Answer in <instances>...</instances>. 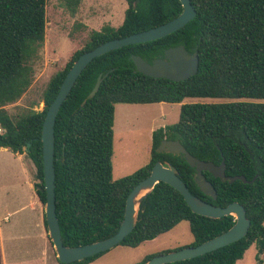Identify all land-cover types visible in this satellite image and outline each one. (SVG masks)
<instances>
[{
    "label": "trees",
    "instance_id": "trees-1",
    "mask_svg": "<svg viewBox=\"0 0 264 264\" xmlns=\"http://www.w3.org/2000/svg\"><path fill=\"white\" fill-rule=\"evenodd\" d=\"M127 1L122 23L91 31L86 45L51 77L43 94L44 108L14 116L6 106L19 101L34 81L45 42L47 0H0V126L5 130L0 134V149L26 152L32 159L37 179L34 186L43 205L47 201L43 123L73 63L84 52L108 40L158 26L183 11L180 0H139L137 5L136 0ZM191 1L197 15L183 28L94 58L60 108L55 123L54 165L56 211L65 245H84L114 235L124 219L131 190L150 174L157 161H168L194 195L222 207L235 201L241 203L251 226L247 235L236 242L167 264H236L254 243L259 252L264 251V0ZM64 2L75 14L81 0ZM180 44L199 54L195 75L172 81L135 70L132 54L151 61L165 49ZM99 75L104 76L99 90L83 103ZM187 98L230 101L184 103L176 123L153 130L149 163L113 180L115 106L182 103ZM164 138L181 141L199 159L218 165L224 159L228 176L244 175L254 181L231 183L204 171L217 191V198L205 195L196 182V169L182 155L159 150ZM183 221L190 225L194 236L190 245L194 246L228 230L235 218L197 214L177 189L159 182L142 201L136 227L119 245L137 248ZM169 251L146 255L135 264H144ZM106 252L69 264H89ZM57 261L65 264L58 258ZM0 264H3L1 243Z\"/></svg>",
    "mask_w": 264,
    "mask_h": 264
},
{
    "label": "rangeland",
    "instance_id": "rangeland-1",
    "mask_svg": "<svg viewBox=\"0 0 264 264\" xmlns=\"http://www.w3.org/2000/svg\"><path fill=\"white\" fill-rule=\"evenodd\" d=\"M127 8V0H81L77 12L72 14L64 0H47L45 42L36 64L34 81L22 98L7 105L6 109L14 116L29 109L42 110L43 94L51 77L86 45L91 31L100 30L107 24L119 26ZM227 101L230 100L187 98L182 103L117 104L113 180L149 163L153 130L176 123L184 103ZM26 159L9 149H0V242L8 264H45L43 247L45 242L47 244V236L49 239L44 224L45 206L38 200L34 186L37 182L36 167L30 168L33 163L29 158L31 163L28 164ZM30 182L34 184L32 187ZM193 241L190 225L183 221L171 231L145 241L137 248L118 245L104 253L107 255L95 264H135L147 254L186 247ZM48 245L55 255L51 239ZM260 261L264 264V251L259 252V246L254 243L236 264H259Z\"/></svg>",
    "mask_w": 264,
    "mask_h": 264
},
{
    "label": "water",
    "instance_id": "water-1",
    "mask_svg": "<svg viewBox=\"0 0 264 264\" xmlns=\"http://www.w3.org/2000/svg\"><path fill=\"white\" fill-rule=\"evenodd\" d=\"M183 11L175 18L137 33L125 37L108 40L94 49L81 54L67 72L58 94L50 105L43 123V163L44 178L47 201L45 203V220L47 222V232L53 242L57 258L60 262L69 264L75 261H82L85 258L94 256L101 252H106L118 246L122 240L129 235L137 225L139 211L142 201L147 198L159 182H165L177 189L184 197L186 203L192 211L210 218H221L231 215L235 218V223L225 232L208 239L197 245H189L179 249L170 250L153 256L144 264H167L181 260L195 258L212 252L223 246L229 245L244 238L251 226V219L247 216L246 208L239 202H232L225 207L212 204L194 195L179 177L177 168L168 161H157L151 169L150 174L139 181L129 193L124 219L119 230L112 236L94 241L92 243L67 246L63 243L61 227L56 211V183H55V123L56 117L67 96L73 89L77 79L82 74L87 65L96 57L101 56L111 50L121 48L130 44H137L156 40L165 37L181 28L193 20L197 15L196 7L191 0H180ZM139 0L135 1V5ZM131 60L135 65V70L154 78H166L172 81H182L197 73L199 68V54L197 51L191 53L185 46L180 44L172 46L158 54L151 61L138 54H132ZM104 76L99 75L93 89L88 94L87 99L93 98L99 90ZM30 146L28 143L27 147ZM24 147V150H27ZM159 150L171 154L182 155L188 164L196 169V182L200 190L205 194L217 198V191L204 175L208 171L215 178L234 182L242 180L250 183L244 175L228 176L226 174L225 160L221 164L213 161H205L192 155L184 144L179 140L164 138L159 145Z\"/></svg>",
    "mask_w": 264,
    "mask_h": 264
},
{
    "label": "crops",
    "instance_id": "crops-1",
    "mask_svg": "<svg viewBox=\"0 0 264 264\" xmlns=\"http://www.w3.org/2000/svg\"><path fill=\"white\" fill-rule=\"evenodd\" d=\"M1 150H7V148H1ZM16 155H18L20 158H22V157H27V159L26 160H28V164H30L31 162H30V157L27 155V154H25V153H23V154H18V153H16ZM30 159H29V158ZM31 161H32V159H31ZM32 163H33V161H32ZM32 167H34V163L33 164H31V166H30V168H32ZM30 185H31V187L34 185L32 182H30ZM38 197V196H37ZM37 199V198H36ZM39 200V199H38ZM41 205L42 206H44L42 203H41ZM39 206H40V204H39ZM44 224H45V213H44ZM0 233H1V228H0ZM47 244H46V242H45V246L43 247V255H45V257H44V263L45 264H60L58 261H57V256L56 255H53L51 252H50V247H49V245H48V241H49V239H48V236H47ZM1 243V242H0ZM139 247V246H138ZM1 250H2V259H3V264H8V262H7V258H6V255H5V253H4V249H3V245H2V243H1ZM105 255H107V254H104V255H102V256H100L99 258H97L95 261H93V262H91V263H89V264H95L96 263V261H98L99 259H101L102 257H104ZM148 255V254H147ZM146 256V255H145ZM144 256V257H145ZM143 257V258H144Z\"/></svg>",
    "mask_w": 264,
    "mask_h": 264
},
{
    "label": "built area",
    "instance_id": "built-area-1",
    "mask_svg": "<svg viewBox=\"0 0 264 264\" xmlns=\"http://www.w3.org/2000/svg\"><path fill=\"white\" fill-rule=\"evenodd\" d=\"M4 129L0 126V134L4 133Z\"/></svg>",
    "mask_w": 264,
    "mask_h": 264
}]
</instances>
